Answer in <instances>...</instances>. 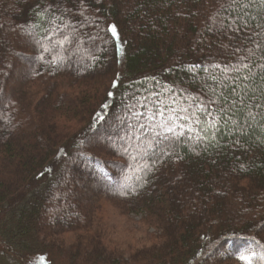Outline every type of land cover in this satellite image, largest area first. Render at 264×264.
<instances>
[{
	"label": "trees",
	"instance_id": "16d2710c",
	"mask_svg": "<svg viewBox=\"0 0 264 264\" xmlns=\"http://www.w3.org/2000/svg\"><path fill=\"white\" fill-rule=\"evenodd\" d=\"M50 3L0 0L3 252L16 264H264V126L221 125L194 144L185 124L171 155L151 131L160 110L207 101L212 63L236 62L247 34L215 27L235 16L228 0H85L82 28L80 0H56L83 41L66 45L37 20Z\"/></svg>",
	"mask_w": 264,
	"mask_h": 264
},
{
	"label": "snow or ice",
	"instance_id": "6c2138e0",
	"mask_svg": "<svg viewBox=\"0 0 264 264\" xmlns=\"http://www.w3.org/2000/svg\"><path fill=\"white\" fill-rule=\"evenodd\" d=\"M80 5L78 11V15L81 18L79 27L82 28L91 21L89 15L86 14L88 9L85 5V0H80ZM221 7L225 9L231 8L235 16L233 18L229 14L227 20L221 19L215 24L216 30L223 34H227V32H244L248 37L244 44L234 46L231 49V54L236 57L235 63L211 64V67L220 72L221 75L217 76L215 73H210L209 79L216 86L223 85L224 88L230 89L229 95L232 98L230 99L229 95H225L224 91L217 92L216 86H209L206 82V88L210 95L206 102H201L196 106L197 111H190L192 106H189V108H180L179 112H177L174 107L169 106L154 114L152 121H155L157 116L163 119L158 124H154L151 130L154 133L153 139L161 138L157 140L158 144L168 141V147L161 148V152L166 155H171L169 149L173 147V144H178L180 138L184 136L185 124L188 125V132L197 133L193 140L194 144H199L201 141H214L221 125L226 128L231 126V130L234 132H244L246 128L257 122L264 126V103H261L264 100V86L259 88V96L255 94L256 89H253L252 95L248 94V89L251 87L249 82L254 81L257 76L256 69H259L260 78L262 84H264V63L255 62L257 52L261 53L260 60L264 61V0H228V3L222 4ZM253 8L257 9L256 15H252L249 11ZM70 15L71 9L64 8L61 10L56 0L36 12L37 20L46 21L50 26L49 29H45L46 34L51 31L52 35H62V39L57 41L58 44L83 43L79 35V28L72 25L70 20H66V17ZM249 20L254 24V28L251 30ZM35 26L33 25V28ZM61 27L64 29L62 33L60 32ZM109 30L113 35L117 34L115 25L109 26ZM25 32L44 52L50 51L42 43L43 38L36 39L33 31L25 29ZM222 47L227 49L228 45H222ZM173 103L175 104V102ZM198 113H202L203 116L201 117ZM237 113L241 119L233 118ZM133 115L139 119V116L143 115V113H133ZM178 121L183 122L178 123ZM139 128L145 129V125L140 124ZM157 128L159 129L158 131ZM178 128L179 131L177 130ZM261 142L264 143V140ZM236 144H239V140L236 141ZM148 147L151 148L152 144L149 143ZM193 151H195V148H193ZM180 158L177 156V159ZM241 259H248V257L242 256Z\"/></svg>",
	"mask_w": 264,
	"mask_h": 264
},
{
	"label": "rangeland",
	"instance_id": "374dc122",
	"mask_svg": "<svg viewBox=\"0 0 264 264\" xmlns=\"http://www.w3.org/2000/svg\"><path fill=\"white\" fill-rule=\"evenodd\" d=\"M81 62L83 63V60ZM18 79H17V81H18ZM15 84L16 83H14L12 86H15ZM0 264H16V260L11 255L8 256V254L3 252V250L0 248Z\"/></svg>",
	"mask_w": 264,
	"mask_h": 264
}]
</instances>
